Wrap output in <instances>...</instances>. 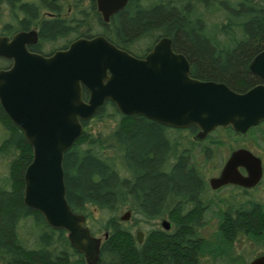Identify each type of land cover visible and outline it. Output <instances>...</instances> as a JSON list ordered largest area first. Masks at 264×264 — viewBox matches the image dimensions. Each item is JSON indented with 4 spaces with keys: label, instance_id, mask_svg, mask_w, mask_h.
<instances>
[{
    "label": "water",
    "instance_id": "obj_1",
    "mask_svg": "<svg viewBox=\"0 0 264 264\" xmlns=\"http://www.w3.org/2000/svg\"><path fill=\"white\" fill-rule=\"evenodd\" d=\"M94 1L105 20L127 0ZM25 35L0 37V56L11 59L0 68V108L31 149L22 173V203L48 227L63 230L86 264L98 260L100 238L66 201L62 158L81 134V122L106 100L122 115L138 114L172 128L194 126L198 140L217 128L245 133L264 120V47L247 65L260 83L237 92L224 83L192 77L187 58L173 51L169 37H160L137 58L102 35L78 37L42 55L27 51ZM260 176L259 157L241 147L230 151L208 183L212 188H249ZM247 264H264V254Z\"/></svg>",
    "mask_w": 264,
    "mask_h": 264
},
{
    "label": "trees",
    "instance_id": "obj_2",
    "mask_svg": "<svg viewBox=\"0 0 264 264\" xmlns=\"http://www.w3.org/2000/svg\"><path fill=\"white\" fill-rule=\"evenodd\" d=\"M151 3L154 4L153 1ZM149 7L138 10L127 19V25L120 29V36L124 38L136 34L145 21L155 26L161 35L171 37L174 50L185 54L188 60L191 55L196 56L197 43L187 30V23L182 22L178 14L161 9V5ZM258 10L252 22L255 20L253 24L260 29V42L264 39V5ZM230 24L234 22L228 20L225 23L227 27ZM235 24L243 28L246 26V23ZM48 26L44 29L46 36L47 33H52L51 37L61 31L59 25ZM238 45L240 48L236 51H251L250 48H243L242 44ZM204 55L206 57L207 54ZM210 59L200 57L198 60L197 71L204 78H216L232 85L231 89L237 92L253 85L254 79L247 74L243 58L229 55V61L224 64L218 59ZM190 73L193 76L191 62ZM106 121L109 123L105 124V128L94 133L88 127L92 122ZM81 124V134L63 154V184L65 198L72 211L84 213L91 221V207L104 213L96 220L98 223L92 225L95 231H108L99 247L95 264H163L164 237L151 233L149 239L132 248L131 235L115 224L113 214L126 207L144 218H156L163 204L175 201L178 208L187 204L194 206L189 210L191 214L184 216L186 222L197 213L195 209L198 205L204 202V178L195 166L189 164L192 145L200 142L207 157L210 148L202 140L194 138L197 131L194 126L172 128L138 114L122 115L107 100L89 120ZM0 127L5 132L0 148L10 154L7 163L9 184L6 189L0 190V264H85L81 254L70 246L63 230L48 227L37 211L23 205L22 173L31 159V149L21 131L1 109ZM182 131L187 135H182ZM188 135L192 136L191 139ZM210 142L214 140L210 139ZM236 204L238 202H232L220 217L219 246L229 242L234 229L242 230L246 235H264V210L251 198L243 205ZM198 214L202 216V213ZM28 216L34 217L28 232L32 239L31 247L23 244L17 230L19 223ZM187 236L192 234L185 235L183 243L191 242ZM168 245L169 257L176 260L177 249L172 247V243ZM69 255L78 258L70 260Z\"/></svg>",
    "mask_w": 264,
    "mask_h": 264
},
{
    "label": "rangeland",
    "instance_id": "obj_3",
    "mask_svg": "<svg viewBox=\"0 0 264 264\" xmlns=\"http://www.w3.org/2000/svg\"><path fill=\"white\" fill-rule=\"evenodd\" d=\"M154 2L151 3V2ZM211 4H210V2ZM73 3L78 5V9L75 15V19L69 23L65 30L60 31L59 35L51 36L50 41H41L39 50L42 52H48L52 49L60 48L68 40H71L77 35L83 37H90L94 35H102L106 39L111 40L114 44L120 48L125 49L130 54H140L144 51L145 46L150 40H155L160 32L155 26L145 23H141V26L136 30V34L129 37L120 36L121 27L127 25V19H130L138 10L149 9V6L161 5V9L164 11L170 10L174 12L182 22L187 23V30L190 32L191 37L197 43L196 56L191 55L189 61L193 69V76L200 79L204 78L197 71L198 60L206 58V60L215 61L218 59L221 63L229 61V55H219L217 52L218 47L227 48V50H233L240 48L238 44H242L243 48L250 49L257 48L259 44L260 29L257 25L253 24V18L258 14L260 7H263L264 0H127L124 7H122L117 13L111 15L106 21H102L92 10V5L88 0L80 1L72 0ZM71 4V1L69 0ZM12 4L16 5L13 0H0V7L4 11V20L9 21L10 15L5 13L13 8ZM263 9V8H261ZM23 19L26 18V14L22 13ZM226 20H231L234 24L226 27L224 25ZM21 22V21H20ZM257 22V21H256ZM235 23H246L243 28ZM16 24V23H14ZM257 24V23H256ZM21 25V23H20ZM118 29V30H117ZM119 32V33H118ZM213 39H209L210 36ZM211 36V37H212ZM233 39L238 44L229 43ZM204 54H207L206 57ZM209 58V59H207ZM219 62V63H220ZM231 88L232 85H228ZM109 123H95L89 127L92 133L99 129L105 128V124ZM182 135H187L185 131L181 132ZM5 136L4 130L0 127V141ZM191 139V135H188ZM213 139L214 142H210ZM206 147L210 148L209 156L205 155L202 150V144L194 143L192 145L191 155L189 156V164L195 166L202 174V177L206 181L208 178L215 176L221 168L226 157L231 150L236 148H246L254 155L260 158L262 165V176L260 182L252 189L247 191V195L252 197L255 201H258L264 208V121L258 125L251 127L245 133H236L231 129L217 128L209 133L204 140L201 141ZM10 159L9 153H4L0 148V190L6 189L9 184L7 175V163ZM236 190L229 186H225L216 191H207L206 197L209 200V207L203 214L201 223L204 226V234L208 236L209 232L216 231L217 224L219 222L220 211L225 206L227 196L235 193ZM93 216L96 218L101 217L103 211L93 207ZM126 209L120 208L117 214H122ZM133 219L122 221L123 225H130L132 221L136 222V225L132 226L133 232L136 229H140L144 232L150 227H158L160 219H145L141 214L136 213L133 215ZM34 217L28 216L26 220L20 222L18 225V235L27 247H31L32 239L29 237V228L31 221ZM94 224V223H93ZM96 237L102 238V231H95ZM221 243V240H220ZM234 253L232 259L228 261L226 251H222L220 256L210 257L208 254H200L199 264H247L248 261L258 254H264V235L258 236L256 234L239 235L233 245ZM70 260H76L78 256L68 257Z\"/></svg>",
    "mask_w": 264,
    "mask_h": 264
},
{
    "label": "flooded vegetation",
    "instance_id": "obj_4",
    "mask_svg": "<svg viewBox=\"0 0 264 264\" xmlns=\"http://www.w3.org/2000/svg\"><path fill=\"white\" fill-rule=\"evenodd\" d=\"M13 1L16 2L17 6L12 4L11 6H13V8H11L8 11V13L5 10L6 15L7 16H8V14L10 15L9 21L4 20V11L1 8L2 6L0 7V37H4L7 40H10V38L14 34L19 33V32H23V33L25 32L26 35L24 36V38H27L29 40L25 43V47H26L27 51L39 53L42 55H48L57 49L65 48L68 45V43L70 41H72L73 39L78 38V37H83V36L77 35L76 37H73L71 40H68L66 42V44H64L60 48H56V49L54 48L48 52H42L41 50H39L40 42L41 41H50V35H52V33H47L48 36L45 35L46 33H45L44 29L46 28V26H48V25H51V26L52 25H59L61 27V29H60L61 31L65 30L66 27L69 25V23L75 19V15H76V12L78 9V5L76 3H73L72 0H70L71 4L69 3V0H13ZM79 1H80V4H82V0H77V2H79ZM88 1L92 5L93 12L102 21H106L111 15L117 13L126 4L125 3L121 8H119L115 12L111 13L107 17V19L104 20L102 18V15L100 14V12L96 9L95 1L94 0H88ZM242 1H244V0H242ZM245 1L246 2L249 1L250 3H252V0H245ZM210 4H211V2H210ZM22 13L26 14V18L23 19ZM227 21L228 20H226L225 23ZM14 23H16V24H14ZM20 23H21V25H20ZM225 23H224V25H225ZM229 26H231V25H229ZM47 28H49V26ZM59 33H56L53 36L59 35ZM163 36L169 37L167 35H161L160 34V35H158V37L155 40L154 39L150 40V42L147 43V45L145 46L144 51L142 53L137 54V55L136 54H132V55L137 57V58H143L146 55V53L151 49L152 45L160 37H163ZM211 36L209 37V39H211V38L213 39V36L212 37ZM169 38L171 39V37H169ZM108 41L112 42L111 40H108ZM229 43L232 44V46H234V44L236 43V40L233 41V39H232L231 41H229ZM114 45L117 46L116 44H114ZM171 45H172L173 51H175L173 48L172 39H171ZM117 47H119V46H117ZM263 47H264V39L259 42L257 48L251 49V51L241 52L238 50L236 51L234 48L231 51V50H227V48H224V47H218L217 50H219V51L217 53L219 55H222V54L225 55L226 54V55H231V57L233 56V57L243 58L245 70L249 76L253 77V79H254L253 85H255V84L260 83V81L248 71L247 65H248L249 61L258 52H260L263 49ZM121 49H123V48H121ZM123 50H125V49H123ZM220 50H224L223 53L220 52ZM175 52H177V51H175ZM183 55L187 58V56L185 54H183ZM187 60H188V58H187ZM10 61H11L10 58H5V57L0 56V68L8 67L10 64ZM188 62H189V67H190V61L188 60ZM190 75H191V73H190ZM192 77H194V76H192ZM200 79L224 83L223 81L217 80L216 78H200ZM224 84H226V83H224ZM1 111H2V109H1ZM181 129H186V128H181ZM82 130H83V126H82ZM205 138H206V136L202 139H199V140H204ZM260 163H261V160H260ZM218 172H217V174H218ZM239 172H241L242 174H245V171L241 168H239ZM261 176H262V165H261ZM261 176H260V180H261ZM212 177H214V176H212ZM208 179L206 181L204 180L205 181V189L203 191V197H202V200L204 201L203 204L198 205L199 207L197 209H195V212H197V213L193 217L186 219L187 220L186 222H184V220H185L184 216L191 214V213H189V210L194 208V206L191 207L190 206L191 204H187L186 206H183L182 204H180V205H182V207L178 208V206L176 205V203L174 201V202H170V203L166 202L165 204H163V206L161 207L160 213L157 215L156 218H154V219H157V218L160 219L158 227L157 226L156 227H150V228L146 229L144 232H142L140 229H136L133 232L131 227L136 225L135 221H132L131 226L130 225L126 226V225L122 224V221H126L128 219H133L134 218L133 215L136 214V213H132L130 210L126 209V207H122V208L126 209L122 214L118 215L117 212L115 214H113L115 224L117 226L124 228L125 230H127L129 232V234L131 235L132 240H133V244L131 245L132 248H137L141 244L142 241L149 239V237L151 236V233L152 234L154 233V235L160 234L161 236H163L164 237L163 240H164V244H165V245H163V249H164L163 252L165 255L164 260L162 261L163 264H199L200 263V254H202V253L208 254V256L215 258L216 256L223 255V254H221L222 251H224V252L226 251V256L228 257V261H229V259L232 257V254L234 253L232 245H233L235 239L239 235H245L246 236V233H244L242 230L234 229L233 230V236L231 237L229 242H227V243L225 242V244L219 246L218 244L220 243V240H221V238H220L221 233H220L219 228H218L220 225V220H221L220 217L225 214L226 209L230 208L232 202L235 201V202H238V204L240 203L241 205H243V203L245 204V202L248 201L249 198L254 200L252 197L247 196V191L254 188L260 182V180L255 186L249 187V188L239 186V185H235V184H225V185L218 186L216 188H212L208 183ZM225 186H229L231 188H234L236 190V192L227 196L224 208L220 211V213H218L219 222L217 224L216 231L214 229V231L209 232L208 233L209 235L206 236L204 234V231H205L204 226L201 223L203 214L206 211V209L209 207V204H210L209 200L206 197V193H207V191H210V190H212V191L219 190ZM255 202H256V204H258L260 206V208L262 210H264L262 204H260L258 201H255ZM238 204H236V205H238ZM175 206H177L176 209H175ZM92 208L93 207H91L92 221L89 220L88 217L84 213H80V214H82L84 216V225L89 229L90 233L93 236H96L93 232L94 228L92 225H93V223L96 224V222H97L96 220H98L100 217L96 218L95 216H93V210L94 209H92ZM174 209L176 210V212L173 214ZM76 213H79V212H76ZM198 213H200V214L202 213V216H200ZM145 219H153V218H145ZM188 227H190V228L188 229ZM101 231H102V238L100 239L99 247H100L101 243L103 242V240L107 237V232H108L106 229L105 230L103 229ZM190 234H192V236H187V240H189L191 242L183 243L184 236L190 235ZM65 236H66V234H65ZM169 243L170 244L172 243L173 244L172 247H175L178 251V253H176L178 255L176 260H171V258L169 257V255H171V253L168 250V247H169L168 244ZM172 249H174V248H172ZM82 258H83V256H82ZM83 260H84V258H83ZM84 263L86 264L85 260H84Z\"/></svg>",
    "mask_w": 264,
    "mask_h": 264
}]
</instances>
